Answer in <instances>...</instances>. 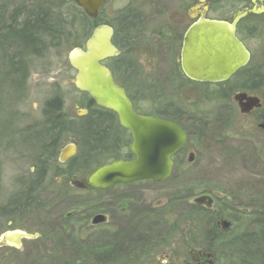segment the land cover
<instances>
[{"label": "rangeland", "instance_id": "rangeland-1", "mask_svg": "<svg viewBox=\"0 0 264 264\" xmlns=\"http://www.w3.org/2000/svg\"><path fill=\"white\" fill-rule=\"evenodd\" d=\"M9 1L0 0L5 3ZM167 1L165 16L171 18L175 14V8L171 7L172 3L181 4V2ZM191 1H198L194 8L203 5L200 3L202 0ZM21 3L23 0H13V3L8 4L14 7ZM33 3L53 13V21L63 30L62 35L64 30L66 34L61 35L59 39L48 40L50 43L45 44L41 54L26 55L28 77L26 82L21 84L22 86L17 87L12 82L9 63L3 62V66H0V236L13 230L39 235L37 238L24 239L20 248L0 247V264H62L64 261L76 258V260L81 258L82 264L83 258L88 260V264H97L95 258L108 250L109 246L107 249H100L101 245H105L103 243L106 240L103 236L97 239L99 229L95 231V228H91V221L96 211L99 209L112 211L113 216L108 212L109 223L118 221L121 227L130 229L134 220L143 216L145 210L153 209L154 212L161 210L167 204L165 211H170L172 203L168 198L177 187L194 189L188 193L187 199L179 204V209H184L186 204L188 208L194 203L195 197L204 193L214 198L211 213H198L197 219H191L192 217L189 216L188 221L182 224L186 232H190L191 228L193 232L199 234L196 236L198 243L194 242L192 246L193 242L190 244L184 232L173 231L167 243L154 252L163 249L160 251L163 253L173 249L181 257L185 255L184 247L188 245L195 249L204 248V242L200 241L202 235L200 230L204 229L203 221L207 218H211L210 224L217 223L220 226L223 220L230 221L233 216L238 215L241 219L235 223L240 227L244 225L245 217L241 213L250 212L251 204L255 201L250 195L259 197L257 192L264 193V137L258 136L255 130L238 129V114H232L227 120L224 117L221 99L224 90L234 82L226 85L221 83L201 85L196 82H185L175 76V69L173 70L167 53V43L154 34L157 30L156 25L160 22L156 18L142 20L141 31L144 33L138 35L139 38L133 35L123 36L121 33L120 39L126 47L120 50L121 53L116 58L126 69L124 73L129 75L126 89L141 110L176 108L195 118L211 114L208 122L211 130L204 129L203 136L192 138L190 143L191 148H196V162L190 166L174 168L171 178L163 182L139 181L123 184L105 193H94L72 188L71 182L82 177L74 173V165L59 163L57 157L49 167L44 187L57 191L62 188L64 189L62 193L69 194V197L58 199L48 190L44 198L37 200L41 206L37 208L18 206L17 210L12 206L10 210L9 201L26 187L25 183H28L30 174L34 171L38 150L34 133L44 125L43 110L46 101L54 96L62 98L67 118L76 124L78 119L87 115L86 104L90 98L87 93L80 91L74 85L76 70L68 59L71 49L82 45L84 47L88 39L80 38L83 29L79 27V17H76L75 10H78L76 4L68 0H33ZM135 3L132 0H107L97 25L110 24L114 27V24L124 20V15H127V11ZM183 3L188 4L189 1L184 0ZM154 9L151 7L148 11L153 12ZM191 11L192 9H189L188 12ZM135 22L139 23L137 19ZM97 25L93 26L92 31ZM260 37L263 38L262 41L252 43V56L248 66L256 68L259 95L264 97V35ZM131 43L133 44L130 45ZM237 78L240 77L236 76ZM80 110H87V113L80 114ZM223 119L226 120L223 124L225 126L220 124V120ZM76 138L75 131L65 134L58 150L59 154L70 143L78 147ZM188 154L189 152L185 154L186 160ZM107 158L105 161L109 160ZM68 168H71V173ZM241 186L249 190L243 191L242 197L238 200L230 193L237 188L241 189ZM122 197L126 199L119 201ZM217 198H221L220 205L218 200H215ZM234 201L238 206H232ZM129 202H132V207H128ZM124 203L127 207L122 210ZM222 203L228 210L223 211L222 217H217ZM68 214L71 216L68 217ZM170 217L171 214L165 220ZM170 225L169 222L153 223L154 227L152 230L148 229V235L164 234L168 232ZM140 226L138 225L137 228ZM103 229L105 228L102 227L101 230ZM121 232L124 231L120 230L118 233ZM160 252L156 254L157 259L160 257ZM160 260L165 261L161 257ZM213 260L215 264H224L223 259L216 261L213 258ZM114 262L115 260L109 259L108 264H116Z\"/></svg>", "mask_w": 264, "mask_h": 264}, {"label": "trees", "instance_id": "trees-1", "mask_svg": "<svg viewBox=\"0 0 264 264\" xmlns=\"http://www.w3.org/2000/svg\"><path fill=\"white\" fill-rule=\"evenodd\" d=\"M9 2L13 3V0ZM9 2H0V66H3V62L9 63V74L12 76V82L18 87L22 86L21 84L26 82L28 77L26 55L41 54L45 44L50 43L48 40L59 39L63 30L57 27L53 21V13L40 5H35L33 0H23V3L16 4L14 7H11L8 4ZM77 8L78 10H75L76 17H79V27L83 29V33H80V38H88L92 33L93 26L99 22V18L92 19L80 7L77 6ZM135 18V16H132L127 18L126 22L114 24L113 42L120 50L126 47L120 39V34L122 32H130L133 27L139 26L135 24ZM66 28L68 29V27ZM65 34L64 30L62 36ZM174 58L170 56L171 66L175 69V76L183 80L180 76L177 60L176 58L174 60ZM105 63L111 68L116 81L125 88L128 87L129 75L124 73L126 69L118 63V58H110ZM86 109L88 110L87 115L78 119L76 124H74L64 112L62 98L54 96L46 101L43 110L44 125L34 133V141L38 143L34 171L30 174L28 183H25L27 184L26 187L9 201L10 210H12V206L16 210L18 206L20 208L22 206H27L28 208L41 206L37 200L44 198L45 192L48 190L53 192L52 194H55L58 199L69 197V194L62 193L64 192L62 188L60 192L47 186L44 187L49 167L59 155L58 150L65 134L75 131L77 135L78 153L65 163L67 166L69 163L74 165V173L77 176L83 178L95 167L106 163L105 159L107 157L111 158L112 148L110 145L114 127L113 117H116L115 113L98 107L91 98L86 104ZM226 120H220V124H225ZM185 121L186 128L192 134L193 139H196V137L201 138L204 134V129L205 131L211 130L208 123L209 120H206L204 116H198L197 118L189 116ZM70 169L68 168L71 173ZM240 188H237L230 195L239 200L242 197V192L249 190L245 186ZM193 190V188L189 190L179 187L175 188L172 195L170 194L168 198V201L172 203L170 211H165L167 204L161 210H155L154 212L153 209L145 210L143 216L134 220L130 229L127 228L128 230L126 229L124 232L118 233L120 231L115 230L111 234L107 230L99 229L97 239H99V236H103L106 240L103 243L105 245H101L100 249H107L108 246L109 249L96 257L97 264H108L109 259L115 260L116 264H146L149 258L154 257L156 253L163 250L154 252L158 247H163L167 243L168 238L173 235V231L176 233L182 231L184 234H188V236H184L190 241V244L193 242L192 246L194 242L198 243L199 240L196 236L199 234L193 232L191 228L190 232H186L182 224L188 221L189 216L192 217L191 219H197L196 215L198 213L209 214L212 209L194 203H191L188 208V204H186L184 209H179V204L184 199L186 200L188 193ZM65 192L68 193L67 191ZM256 194H259V197H255L253 194L250 195L252 200H255L251 204L252 210L241 213L245 217V223L241 227L238 223H235L241 219L238 215L230 219L231 225L227 229L221 228L217 223L210 224L211 218L203 221L202 227L204 229L200 230L202 231L200 241L204 242L203 244H205L208 252L214 254L216 261L217 259H223L224 264H264V193L257 192ZM220 199H215L218 200V205H220ZM221 205L220 210H218L220 213H217V217H222L223 211L228 210L225 204L222 203ZM232 206H238V204L234 201ZM169 213L172 217L166 221L165 218L170 216ZM166 222L171 224L168 226V232L148 235V229L152 230L154 227L152 226L153 223ZM138 225L141 226L137 228ZM76 259L64 261L62 264H82L81 258L79 260ZM83 261V264H88L86 258H83Z\"/></svg>", "mask_w": 264, "mask_h": 264}, {"label": "water", "instance_id": "water-1", "mask_svg": "<svg viewBox=\"0 0 264 264\" xmlns=\"http://www.w3.org/2000/svg\"><path fill=\"white\" fill-rule=\"evenodd\" d=\"M87 16L96 18L106 0H73ZM223 21H207L192 25L185 34L180 57L183 74L188 78L208 83L228 80L239 69L247 65L250 53L237 39L234 26ZM114 28L109 24H98L87 39L85 46L71 49L68 59L76 70L74 85L87 93L99 107L116 114L121 127L130 131L129 151L134 155L131 160L116 159L95 167L84 178L71 182L72 186L85 191L108 190L117 184L147 180L159 183L167 180L173 170L172 156L188 142V135L176 123L161 118L138 113L127 95L126 90L116 82L111 68L105 60L117 57L121 51L113 42ZM243 111L260 105L258 97H249ZM80 114L87 110H80ZM77 153V146L70 143L58 157L66 162ZM189 161H193L192 154ZM197 205L212 208L214 198L202 194L194 198ZM105 220L102 214L96 215L92 223ZM223 229L231 222L223 220ZM21 230L5 232L0 236V247L20 248L24 239L37 238ZM209 258L212 253L206 254ZM193 256L198 258V254ZM210 264H214L209 260Z\"/></svg>", "mask_w": 264, "mask_h": 264}, {"label": "flooded vegetation", "instance_id": "flooded-vegetation-1", "mask_svg": "<svg viewBox=\"0 0 264 264\" xmlns=\"http://www.w3.org/2000/svg\"><path fill=\"white\" fill-rule=\"evenodd\" d=\"M68 1L75 3L73 0H68ZM183 1L184 0H180L181 4H178L177 2L172 3L171 7L175 8L174 11L175 14L171 18L170 17L166 18L165 15L167 13V8H168L167 0H132L133 3L134 2L136 3L130 8L129 11H127V15L126 16L124 15V20L122 22H126V20H128L127 18L135 16L136 17L135 19H137L139 22L138 24L137 22H135V24L139 26L133 27V29H131L130 32H125V33L122 32V35L123 36L133 35V37L139 38L138 35L144 33L143 31H141L143 30L142 20L148 21L149 19L152 18H156V20H159L160 22L156 25L157 30L154 31V34H157L161 39V41L167 43V47H168L167 53H169L168 54L169 56H173L176 58L178 67L180 68V76L183 78V80H185V82H196L201 85H208V84L215 85L219 83L226 85L234 82L232 86L226 88L227 90H224L223 92L224 95L223 98L221 99V103L223 104L222 108L224 110V117L229 119V116H231L232 114L234 115V113H236L239 116V117L237 116L238 129L240 130L248 129L249 131L255 130L258 136L264 137V100H263L264 97H261L259 95L260 93H259L258 82L256 79L257 78L256 68L249 67L248 66L249 62H248L247 65L239 69L228 80L218 83H208V82H199L188 78L186 75L183 74V70L180 65V57L182 54V47L186 32L189 30V28L192 25L197 23L198 24L202 23L204 22V20L223 21L228 23L230 26H232L233 22L236 20L235 26L233 27L235 36L239 41L242 42V44L250 53V59H249L250 61L253 50L252 43L258 42V40L260 41L263 40V38L260 37V35H264V0H202L201 2L199 0L201 5L203 4L202 6H200V8L199 7L194 8V5H196L198 1L195 2V1L187 0L189 1L188 4L183 3ZM163 5H165L166 7H164ZM103 7L101 8L97 18H99ZM151 7L155 8L153 12H151V10L148 11V9ZM189 9H192L190 13L188 12ZM236 76H239L240 78L236 79ZM124 89L126 90L128 96L132 100L134 109L138 113L172 121L178 124L188 135L187 144L183 148L178 150L175 155L172 156L173 169L179 168L181 166L193 165L196 162L197 152L195 150L196 148L194 149L190 147V143L192 142L191 140H193L192 134L190 133V131L187 130L185 124L186 122L185 119L190 115L181 112L176 108L174 109L155 108L154 111L141 110L137 106L132 96L128 93L127 89L125 87ZM249 97H258L260 99V105L252 107L248 112H244L243 105L244 103L249 102L248 100ZM210 115L211 114H207L205 116V119L209 120ZM113 123H114V127H113V133H112L111 145H110L112 148V155L110 154L111 158H109L107 162H112L116 159H123V160L133 159L134 155L129 151V146L131 144L130 131L120 126L117 116L113 117ZM188 152L189 154L186 160L185 154ZM191 154L193 157V161H189V157ZM67 162L68 161H66L65 163ZM142 181H147V180H142ZM127 184H132V183H125V185ZM120 186H123V184H117L114 187L104 191L90 190L89 192L105 193ZM71 187L76 188L73 187L72 185ZM122 199H126V198L122 197L119 201H121ZM125 207L127 206H125L124 203L122 210H124ZM128 207H132V202L131 203L129 202ZM104 210L99 209L98 211H96L93 218L98 214H102L105 217V220L98 224H93L91 222L92 224L91 228H95L96 229L95 231H97L98 229H102V227H104L105 228L104 230H107L109 232H114L116 230V227L118 231L126 230L124 229L125 226L121 227L118 221L117 222L111 221L109 223L108 212L112 215V211L109 210L104 211ZM69 216H71V214H69L68 217ZM126 222L128 223V220ZM184 249L186 250L185 255L181 257L180 255H178V253H176V250L173 249L169 251L166 250L163 253L162 252L159 253L160 254L159 256L161 258H164L165 261L160 260V257L157 259L156 258L157 255H155L154 257L149 258L146 261V264H167L168 262L169 264H173L174 262L175 264H210L209 260H212L214 262L213 260L214 254L212 252H208L205 247L200 249H195V247H191V245H188L184 247ZM194 253L198 254V258H195L193 256ZM207 253H212L213 256L209 258L206 255ZM95 260L97 261L96 258Z\"/></svg>", "mask_w": 264, "mask_h": 264}, {"label": "bare ground", "instance_id": "bare-ground-1", "mask_svg": "<svg viewBox=\"0 0 264 264\" xmlns=\"http://www.w3.org/2000/svg\"><path fill=\"white\" fill-rule=\"evenodd\" d=\"M78 6V5H77ZM79 7V6H78ZM116 46V45H115ZM117 47V46H116ZM118 48V47H117ZM119 49V48H118ZM120 50V49H119ZM195 204V203H194ZM197 205V204H196Z\"/></svg>", "mask_w": 264, "mask_h": 264}]
</instances>
